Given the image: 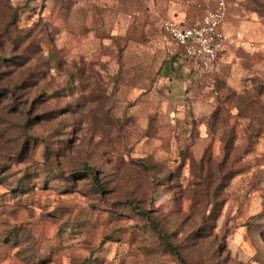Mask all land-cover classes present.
<instances>
[{
    "label": "rangeland",
    "instance_id": "1",
    "mask_svg": "<svg viewBox=\"0 0 264 264\" xmlns=\"http://www.w3.org/2000/svg\"><path fill=\"white\" fill-rule=\"evenodd\" d=\"M193 3L0 0V264H264V0L206 77Z\"/></svg>",
    "mask_w": 264,
    "mask_h": 264
},
{
    "label": "built area",
    "instance_id": "2",
    "mask_svg": "<svg viewBox=\"0 0 264 264\" xmlns=\"http://www.w3.org/2000/svg\"><path fill=\"white\" fill-rule=\"evenodd\" d=\"M193 8L191 20L165 19L159 30L171 43L173 58L191 65L199 77H206L214 72L229 39L225 30L227 0H194Z\"/></svg>",
    "mask_w": 264,
    "mask_h": 264
},
{
    "label": "trees",
    "instance_id": "3",
    "mask_svg": "<svg viewBox=\"0 0 264 264\" xmlns=\"http://www.w3.org/2000/svg\"><path fill=\"white\" fill-rule=\"evenodd\" d=\"M219 112H220V109L217 108V110H215V112L212 114L211 118L212 119L216 118V116L218 115ZM165 246L167 247L168 250L173 251V248L171 246H169L168 244H165Z\"/></svg>",
    "mask_w": 264,
    "mask_h": 264
}]
</instances>
